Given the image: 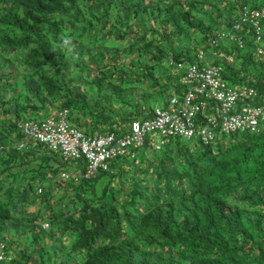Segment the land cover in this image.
I'll list each match as a JSON object with an SVG mask.
<instances>
[{"label": "trees", "instance_id": "trees-1", "mask_svg": "<svg viewBox=\"0 0 264 264\" xmlns=\"http://www.w3.org/2000/svg\"><path fill=\"white\" fill-rule=\"evenodd\" d=\"M262 5L264 0H0V22L12 28L0 32V55L9 65L0 61V97H10V111L0 118V178L12 186H0V239L8 220L20 227L29 221L25 213L18 218L21 207L39 201L53 214L60 237L50 260L38 264H264V128L222 135L208 145L198 139L170 148L165 143L142 162L130 153L86 177L84 158L64 162L34 142L19 147L25 139L15 118L28 112L43 119L64 106L70 122L81 113L90 134L108 128L120 133L133 118L112 120L101 91L118 97L122 78L139 86L142 78L160 76L156 64L171 67V55L183 58L182 39L194 51L208 49L209 35L237 22L244 47L233 41L216 46L239 50L222 66L223 78L263 93L264 55H254L261 44L249 37L241 14ZM113 17L126 18L122 31L105 30ZM111 32L120 35L122 57L113 68L104 63ZM13 40L27 45L17 67L10 65L11 54L23 44ZM160 87L167 85L153 89ZM62 171L68 175L60 179ZM39 183H48L45 192H38Z\"/></svg>", "mask_w": 264, "mask_h": 264}, {"label": "clouds", "instance_id": "clouds-1", "mask_svg": "<svg viewBox=\"0 0 264 264\" xmlns=\"http://www.w3.org/2000/svg\"><path fill=\"white\" fill-rule=\"evenodd\" d=\"M97 1L100 2L101 0H97ZM115 2L113 1L112 2L113 5L112 4L111 5L115 6L116 5ZM86 3H89V2H86ZM263 7H264V5L258 6V7L246 8L244 10L251 11V10H255V9H261ZM244 10L241 12L243 17L245 16ZM263 19H264V17L259 19V24H260L259 26L262 28H264V26L261 24V21ZM125 20H126V18H120L119 19V18L113 17L112 26L107 25L105 30L109 29V30H113V32L114 31H122L123 29H121V30H119V29L121 28V25ZM247 23L250 25L249 27L252 31V35L249 37L253 38V41L255 43H257L256 45L261 44V45L257 46L256 50L254 51V55L257 58H262L264 55V49L262 47V43L264 42V40H257L255 32H254L255 31L254 27L250 24V22H247ZM3 24H4V22L1 21L0 22V32L2 34L3 33L7 34L9 31H12V28H9V29L4 28ZM238 28H239V22L235 23L231 27V29H229L227 31H225V30L217 31V32H214L213 34L209 35V37H208L209 48L203 49L202 47H200L196 51H194L195 52V58H194V60H192L188 64V67L193 63H197L198 65L199 64L217 65L220 67V75L223 78L222 67L220 65L216 64L215 62H213V60L207 61L205 59V56H206L207 52L210 51L211 55L222 57L226 63H232L234 61V55H235L234 53L237 49L234 48V49H232L231 52H227L223 49H220V50L217 49L216 46L218 47V45H222L221 47H223L224 45H226V43H228V41L229 42L233 41L237 47L243 48L244 43H245L244 38L246 36L242 37L241 35H239V37H238L235 34V32L239 30ZM113 32L106 33V37L111 38V40L109 42L114 43L113 51H112V55H114V57L110 58L112 63H111V65H108V63H109L108 60H106L107 62L105 63V65H107L109 68H113L115 66L122 64V57H121V60L118 59V53L120 52V50L117 49V45L119 44L120 35H118L116 37H112ZM15 34L22 36L21 32L18 30L15 31ZM109 42L105 43V48H107L108 50L110 49ZM13 44L14 45H21V44H23V42H18L16 40H13ZM25 46H27V45L23 44L21 46V49H18V50L14 49L13 50V52L11 54L12 60H11L10 65L17 67V64H18L17 59L21 58V57H23V58L26 57L28 52L24 48ZM28 47H30V46H28ZM14 58H15V60H14ZM0 61L5 68L9 67V65L7 64L8 61L5 60L4 55H0ZM167 63L172 68L176 67V68L184 69V66H185V64L183 62V58L176 59L172 55L170 56L169 59H167ZM28 65L30 67L32 66L30 64H28ZM185 72H186V69H185ZM185 72H184V74H185ZM182 77H181V80H182ZM181 80L178 82H171L172 88H175V90H174L173 95L169 97V102H168L167 107L165 109L154 106V107H151V110L148 112L147 116H145L143 119L133 118L132 120H130V126H129V129L127 130L126 133H122L123 130L120 133L119 132L117 133L115 131H111L108 128L105 131H100L99 133L90 134L87 130H84L80 125H75L74 123H71L69 121V119L67 117L68 116V109L64 106L60 107V109H56V108L52 109L51 112L49 111V113H48L49 115L43 119L40 118V119L35 120V119H33L32 114H30L28 112H26V114L18 115L17 117L15 116V118L17 119L18 124H19V131H21L22 139H25V141H27V142H25V141L20 142L19 147H22V149H23L26 146V144L29 145V144L34 142V143H39L43 147V150H53L54 152H56L60 156L61 160H63L64 162H69L70 160H80V159L84 158L89 162L88 170L86 169V171H85L86 172L85 176L87 177L89 175L97 174V168L98 167L105 168L107 166L106 160L112 161V160L119 158L121 156H127L130 153H131L130 155H134L137 153L138 150H144L145 152H147V151L153 152L155 150H159V149H161L162 145H164L166 143V139L173 137V136H180V137L187 138V139L196 138V139L200 140L201 143H203L204 145H208L212 141L216 140L218 137L225 135V134L220 133V134L216 135L211 141L205 143L202 140V138L199 136V134H194L192 136L187 137V136L182 135V134H173V133L164 135L160 132L159 129L147 130L144 134V138H143V141L141 144L136 145V146L134 144H128V145L122 147V151L120 153L110 151L109 156H106L105 158L97 161L94 169L91 168L90 161L87 159V157L85 155H81V153H80L78 156H75L72 152L69 151L70 147H68V146L72 143L70 141V137L72 136L71 130H76L80 134V139L89 138L91 140L93 138L104 137V136L113 134L117 140L120 137L126 136V135L131 133V131H132L131 127H132L133 122L138 121L140 124H143L145 122L149 123L157 115L156 114L157 111L173 113L174 110L179 109L180 105L177 102H179V100H181V97L187 88V86H185ZM232 84H237V83H232ZM239 84H241V83H239ZM242 85H244V84H242ZM144 87L147 88L146 85H144ZM182 89L184 91L182 92V95L180 96L177 93V91H180ZM9 98H10L9 96H5V95L0 97V118L5 116V113L7 112V110L10 111V108H9L10 106H7V104L10 102ZM173 98H178V101L176 103L173 102V100H172ZM3 99H5V100H3ZM261 128L262 127H261V123H260L258 130H256V131H245V132H240V133L257 132ZM234 133H236V132H234ZM149 134H153L155 136L153 138H150V137H148ZM232 134H229L228 136H230ZM158 135H160V138H158ZM4 146H3V148H4ZM108 146H112V145L109 144ZM74 172L75 171H70L69 173H74ZM67 175L68 174H66L65 171H62V172H60L59 177H60V179L64 178V177L66 178ZM56 181L58 182L59 180L57 179ZM3 184L5 185V187L6 186L8 188L12 187L10 185H6L4 183V180L2 178H0V186H2ZM47 185H48V183H46V185H43V184L40 185V183H39V185L36 184V186L38 187V192L39 193L45 192L46 189H44V188L47 187ZM56 190H57V187H53L51 190V194L52 193L56 194L57 193ZM38 206H39V201L34 203L33 205L29 206L28 208H22L21 207L20 208L21 212L20 213L17 212L19 217L22 218V216H23L22 212L26 210V212H24L25 218L28 217V220H29V221L23 222V225L21 227H22V232H27V234L29 235V238H31V239H29L28 241L25 240L24 242H19V241H16V236H17L16 235L13 239V242H12L13 251L15 252V255H14L15 259L17 261H21L23 264H38L39 261H41V262L49 261L50 260L49 257L51 254L50 248H54L55 241L56 240L58 241V238L60 237L58 235L59 231L55 230V227L53 225V221H54L53 214L50 215L44 209L43 210L38 209ZM29 211L32 212L31 215L29 214L30 213ZM43 212L47 215L46 216L47 220L40 222L39 221L40 214ZM32 220H36V221H32ZM8 221L10 222V220H8ZM31 223H34V225H31ZM28 224H29V226L27 227ZM8 227H9V224H8ZM24 227H27V229H25ZM45 241H48L50 243V246H43ZM24 246H26V249H22ZM5 250H6V246L3 242H1L0 264L5 259ZM44 251H45V256H44ZM23 255L25 256V258L27 256H29V259L28 260L25 259V261H24L22 258ZM6 259H7V261H10V262L13 261V257H8Z\"/></svg>", "mask_w": 264, "mask_h": 264}, {"label": "built area", "instance_id": "built-area-1", "mask_svg": "<svg viewBox=\"0 0 264 264\" xmlns=\"http://www.w3.org/2000/svg\"><path fill=\"white\" fill-rule=\"evenodd\" d=\"M244 15L243 20L254 27L257 40H264V28L259 26L264 7L244 10ZM181 81L187 88L179 102L178 98L172 99L180 105L173 113L157 111L149 123L133 122L131 133L117 140L113 134L91 140L80 139V134L71 130L69 151L75 156L85 155L94 169L97 161L109 156L110 151L120 153L128 144H141L145 132L151 129H159L164 135L173 133L189 137L199 134L205 143L220 133L229 135L259 129L264 119V92L260 94L252 86L229 85L217 65L193 63Z\"/></svg>", "mask_w": 264, "mask_h": 264}, {"label": "rangeland", "instance_id": "rangeland-1", "mask_svg": "<svg viewBox=\"0 0 264 264\" xmlns=\"http://www.w3.org/2000/svg\"><path fill=\"white\" fill-rule=\"evenodd\" d=\"M179 45L182 46L185 51L183 53V62L185 64L184 69L176 68V67H173V68L168 67L162 62V63L155 65V72L160 73L159 74L160 76L157 77V75H155V77H153L152 79L142 78L143 83L140 84L139 86L138 85L134 86V84L136 85V83H131L130 85L131 87H130L128 85V82H126V80L123 78L120 81H118V83L120 84L119 85L120 91H119L118 97H116L117 94L115 93H108V92L105 93V90L99 93V96L104 100L103 102L105 103L110 102V104L107 105V108L112 109V112H111L112 120H117V122H119L125 118L143 119L145 116H147L148 112L151 110V107L157 106L162 109H165L167 107V104L169 102V97L173 95L174 90H175V88H172V85H170L169 82L180 81L181 77L183 76L185 72V69H187L188 67V64L195 58V52L191 46L190 40L182 39ZM113 46H114V43H111L110 49L108 50V53L105 55L106 59L104 63H106L107 62L106 60H108L109 61L108 65H111L112 63L110 58L114 57V55H112ZM178 48L180 47L178 46ZM234 54H239V50L237 49ZM205 59L207 61L215 60L217 61L216 64L220 65L221 67L226 63L222 57L211 55L210 51L207 52ZM236 63H238V61ZM226 81L229 85H233L232 82L228 80ZM121 82H123L124 84L122 85ZM154 83H155V86L158 84L160 85L162 84L163 86L167 85V87H160L158 89L157 88L153 89L155 87ZM144 85L147 86V89L144 87ZM183 91L184 90L182 89L180 91H177V93L181 96ZM112 100H113V103H112ZM85 110L89 111V108H85ZM71 122L74 124L80 125L84 130L89 129L87 121L81 117L80 112L75 113L73 120ZM260 123H261V127L264 128V119ZM128 129L129 128L126 126L123 131H127ZM236 134H239V132H237ZM154 136L155 135L153 134L148 135V137L150 138H153ZM158 138H160V135H158ZM183 139L184 141L188 140L187 138H183L180 136L170 137L166 139V146L168 148L179 146L183 142ZM194 139L196 138L190 139L192 143L194 142ZM164 145H162V147ZM39 146L42 149L41 151H44L43 147L41 145ZM40 148L37 147L35 151L39 152ZM46 152L53 153V150H47ZM153 152L151 151L145 152L144 150H138L136 159L142 162L144 158L148 157ZM38 209L43 210L44 206H38ZM24 212H26V210L23 211L22 214ZM29 214L31 215L32 212H30ZM46 216L47 215L44 212L41 213L39 221L41 222V221L47 220ZM16 217L17 215L15 216V218ZM7 228H9V232ZM15 236H16V241H19V242H24L25 240L28 241L29 239H31L29 238V235L27 234V232H22V227H20L18 224L14 223L13 221L11 223V220H10L9 227L7 225L5 226L4 237L0 239V246H1V242H3L6 246L5 259L2 261L1 264H23L21 261H17L14 256L15 252L13 251L12 242ZM56 242L57 240L55 241L54 244H56ZM43 246H50V243L48 241H45ZM50 249L53 251V248H50ZM8 257H13V261L11 262L7 261L6 258Z\"/></svg>", "mask_w": 264, "mask_h": 264}, {"label": "bare ground", "instance_id": "bare-ground-1", "mask_svg": "<svg viewBox=\"0 0 264 264\" xmlns=\"http://www.w3.org/2000/svg\"><path fill=\"white\" fill-rule=\"evenodd\" d=\"M251 34V33H250ZM4 46V45H3ZM1 93V92H0ZM75 95V94H74ZM64 105V104H63ZM259 176V175H258ZM223 186V185H222ZM226 187V186H225Z\"/></svg>", "mask_w": 264, "mask_h": 264}]
</instances>
